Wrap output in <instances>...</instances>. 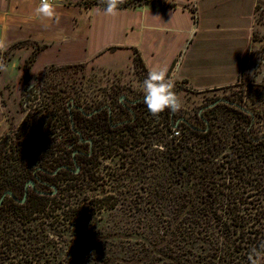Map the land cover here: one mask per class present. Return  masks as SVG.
Instances as JSON below:
<instances>
[{
    "label": "rangeland",
    "instance_id": "374dc122",
    "mask_svg": "<svg viewBox=\"0 0 264 264\" xmlns=\"http://www.w3.org/2000/svg\"><path fill=\"white\" fill-rule=\"evenodd\" d=\"M13 36L17 37V34L14 32L7 34L8 38ZM8 45L6 51L0 53V60L6 66V70H0V100L6 118L5 129L0 132V137L4 141L0 146L2 152L0 166H5L6 169L14 167L18 173L28 174L26 179L21 177V185V181L17 182V187L13 190L15 196L21 198L25 181L34 180L31 176L33 170L45 166L51 171L56 165L63 164L74 168L71 157L73 150L77 149L83 154L74 156L76 164L80 165L75 177L85 185L90 184L95 188L88 191L89 193L101 194L102 186L114 190L113 186L122 188L133 183L137 195L134 192H127V196L132 194L133 201H144L148 186H153L160 180L161 160L165 152L164 140L165 137L170 136L167 130L170 111H165L156 118L148 112L144 103L140 102L129 107L134 117L130 123L112 128L106 122L105 109V107L110 108L112 123L131 118V114L118 103V97L125 95L130 100L143 97L141 84L146 73L138 62L122 72L94 67L89 63H77L50 64L38 71H30L29 68L25 74L24 64L31 55H35L40 45L31 41H15ZM176 92L183 101V108L173 113V118L184 117L198 128L206 126L209 129L206 136L215 142L218 149L216 161L219 162L226 157L229 162L223 164L222 172L226 170L227 165H232L234 169L231 171L236 173L234 181L238 175L246 177L251 171L257 175L253 182L255 189L249 187L244 191L241 187L236 189V196L245 198L247 202L250 200L255 205L251 207L249 203L248 209H243L244 204L240 203L235 209L240 213H253L255 210L258 213L261 208V217L257 225L264 228V141L250 145L251 153L241 162L244 165L239 164L237 158L231 159L234 148L240 144H248L244 141L248 136L254 139L264 138V3L258 2L255 5L249 43L243 54L241 70L237 78L231 84L207 90H192L183 82L176 80ZM219 98L253 110L252 121L249 115L238 108L220 102L201 111L202 117L207 121L206 125L198 116V112L202 106ZM71 104L80 106L83 113L71 111ZM67 107L71 121L80 130L81 137L91 139L90 145L88 142L77 143L76 134L70 132L66 123L69 115ZM98 108L102 110L96 112L97 114L92 118L85 115ZM49 113L52 115H48ZM47 117L51 120L49 132L45 131ZM38 129L43 133L40 138L46 139L47 142L32 144V154L28 153L29 150L25 151L26 149H24L25 154L21 153L23 140L30 142L32 139L28 138L33 137ZM133 131L141 141L140 144L132 147L129 143L124 146L118 145L116 148L119 153L108 151L111 141L120 142L123 138L131 140ZM181 133L186 136L190 131L182 128ZM59 136H64L63 143L57 141ZM72 142L73 148H67L66 145ZM153 145H162L164 150L155 149ZM7 155L11 156L12 160L6 159ZM132 157L139 162V165L131 163ZM126 168H133L139 172L144 170V173L142 172L139 178H129L131 173L120 175V172H127ZM36 176L45 183L35 181L34 186L37 190L50 191V184H53L59 194L63 193V188L75 179L70 172L62 169L55 175L37 172ZM0 177L1 181L3 177L2 175ZM244 180L239 182L240 186L246 185ZM236 186L235 184L225 186L222 197L233 196ZM32 194L33 190L29 186L27 198H31ZM4 199L9 203V197ZM218 210H220L219 206ZM130 212L125 203L118 205L116 210H105L102 213L105 220H97L94 217L92 226L87 223L81 226L83 231L89 230L94 233L93 235L85 234L80 241L69 239V243L65 246L71 249L82 247L87 250H90L94 244L102 246L96 242L101 236L96 232L106 227L107 232L112 234L113 227H116V219L119 227L125 228L130 225ZM224 215H227V212ZM92 227L93 231H91ZM88 236L91 238L88 239ZM246 262L250 264V261Z\"/></svg>",
    "mask_w": 264,
    "mask_h": 264
},
{
    "label": "trees",
    "instance_id": "16d2710c",
    "mask_svg": "<svg viewBox=\"0 0 264 264\" xmlns=\"http://www.w3.org/2000/svg\"><path fill=\"white\" fill-rule=\"evenodd\" d=\"M135 1L137 0H121L119 6H127ZM157 1L164 3V0ZM91 2L104 7L103 0ZM34 57L35 55H31L24 64L25 74ZM71 111L81 113L73 105ZM48 115L51 116L52 113ZM107 118L106 122L111 127ZM130 119L133 120L134 117ZM70 120L71 117L67 115V126L75 135L70 127ZM174 121L169 116L167 130L170 136L164 140L165 152L161 160L160 180L153 186H148L144 201H133L132 194L127 196V192L137 193L133 183L122 188L113 186L114 190L102 186L101 194H91L88 191L95 188L79 181L75 177L78 172L72 173L65 169L62 170L70 172L75 179L63 188L64 192L61 194L55 186L56 192L53 195L38 194L35 188L32 197L26 198L24 203H17L11 197L5 196L9 197V203H6L4 197L0 205V264H247L250 250L264 244V228L257 225L262 209L259 207L258 213L256 210L253 213H240L235 209L239 207L238 204L242 203L243 209H248L247 204L250 203L252 207L255 203L236 196V189H255L253 182L257 175L251 171L246 177L238 175L234 181L236 173L231 171L234 169L232 165H227L222 172L227 158L216 161L218 149L215 142L206 136L209 129L204 126L199 128V133V130H193L181 123L179 126L189 129L190 133L186 136L182 133L175 136L171 130ZM45 126V131L51 127L48 117ZM74 128L78 129L75 126ZM40 135L43 133L38 129L33 137L28 138L32 139L30 142L23 140L21 153L25 154L26 149L25 151L29 150L28 153L32 154V144L47 142ZM131 136V140L123 138L120 142L111 141L109 146L106 145L108 151L119 153L116 148L118 145L129 143L132 147L141 143L134 131ZM63 139L64 136L57 137L59 143ZM75 139L77 143H81L77 134ZM244 141L248 144H240L231 155V159L237 158L239 164H243L242 160L247 159L246 156L251 153L250 145H256L264 141V138L254 139L248 136ZM3 143V138L0 137V146ZM70 144L73 148V142ZM77 151L75 155L83 154ZM6 157L12 160L11 156ZM131 161L133 164L139 163L134 157ZM56 167L57 165L54 169ZM40 169L49 171L45 166ZM126 169L127 172L119 174L131 173L129 178H139L144 173V170L139 172L133 168ZM16 170L14 167L6 169L5 166H0V176L3 177L0 181L1 194L10 190L15 196L13 190L17 187V182L27 178V172L22 174ZM33 171L31 176L36 182H39L35 179H38L37 171L47 174L42 170ZM242 179H245L244 187L239 184ZM21 183L22 181L20 185ZM234 184L237 186L233 190V196L222 197L224 187ZM122 203L131 211L130 225L121 228L116 219L112 234L107 232L106 227L99 229L96 234L101 236L96 242L102 246L94 244L90 250L65 246L69 239L80 241L85 234L93 235L89 230L83 231L81 226L85 223L90 226L94 223V217L105 220L102 213L105 210H116ZM225 212L227 215H224ZM93 230L92 227L91 231ZM90 238L91 236L88 239Z\"/></svg>",
    "mask_w": 264,
    "mask_h": 264
},
{
    "label": "crops",
    "instance_id": "0c3cea01",
    "mask_svg": "<svg viewBox=\"0 0 264 264\" xmlns=\"http://www.w3.org/2000/svg\"><path fill=\"white\" fill-rule=\"evenodd\" d=\"M52 2L59 23L36 15L40 0H0V37L40 45L30 71L89 63L122 72L138 62L147 73L151 65L167 64L187 87L207 90L237 78L255 5L264 0H137L119 6L115 16L104 15L103 6L91 0ZM9 32L17 37L8 38ZM5 125L0 100V132Z\"/></svg>",
    "mask_w": 264,
    "mask_h": 264
},
{
    "label": "clouds",
    "instance_id": "9594fccd",
    "mask_svg": "<svg viewBox=\"0 0 264 264\" xmlns=\"http://www.w3.org/2000/svg\"><path fill=\"white\" fill-rule=\"evenodd\" d=\"M104 7L102 12L106 16H115L119 11L121 0H103ZM38 17H42L49 23H59V16L56 11V5L52 0H40L35 8ZM49 25H45L48 27ZM196 28H191L187 35L191 39ZM8 41L5 37H0V53L6 51ZM0 70H6L5 64L0 60ZM179 73L170 74L167 64L151 65L142 81L141 90L143 93V103L148 112L158 118L161 113L170 111L177 113L183 108V101L176 92V80ZM178 134V133H177ZM155 149L163 151L162 145H153ZM250 264H264V244L259 247H253L248 257Z\"/></svg>",
    "mask_w": 264,
    "mask_h": 264
},
{
    "label": "water",
    "instance_id": "95a60500",
    "mask_svg": "<svg viewBox=\"0 0 264 264\" xmlns=\"http://www.w3.org/2000/svg\"><path fill=\"white\" fill-rule=\"evenodd\" d=\"M122 100H125V101H127V102H129V103H134V102H135V100H127V98H126L125 95H121V96H119V101H122ZM220 102L225 103V104H227V105L234 106L235 108L240 109L241 111H243V112H245L246 114L250 115V118H251V121H252V118H253V111H252V110L247 109V108H244V107H242L241 105L236 104V103H234V102H230V101H228V100H226V99L219 98V99L215 100L214 102H212V103H210V104H207V105H205V106H202V107L200 108L199 112H198V116H199V117H200V118L206 123V125H207V121L202 117V115H201V111H203V110H205V109H207V108H210V107H212V106H214L215 104L220 103ZM75 108H76V109H79V110L81 109L80 106H75ZM108 109H109V108H108ZM67 110H68L69 117H70L69 107H67ZM95 111H97V110H93V111H91V112H88V113H86L85 115L89 117V116H91ZM129 111H130V114L133 116V112H132L130 109H129ZM81 112L83 113V111H81ZM170 118H171V120L173 119V113H172V112H170ZM119 123H122V122H119ZM119 123H117V124H111V127H113V126H115V125H118ZM181 123L185 124L186 126H188L189 128H191V129H193V130H199V131H201V129L195 127L191 122H189V121H188L186 118H184V117H177V118L175 119L174 123L171 124V127H177V126H179V124H181ZM70 127H71V130H72L73 132H75V133L79 136V139H78L79 142H81V143H82V142H88L89 145L91 144V139H89V138H88V139H83V138L81 137V132H80V130L74 128L73 122H72L71 120H70ZM71 146H72V144H67V145H66L67 148H71ZM75 153H78V151L74 149L73 152H72V157H71V158H72V161H73L74 169H71L68 165H60V166H57V167H56L54 170H52V171H45V170L40 169V168H39V170H42L43 172H45V173H47V174H49V175H55L59 169H65V170H68V171H70V172H72V173H77V172H79L80 165H79V164H76V162H75V157H74ZM34 171H35V170H34ZM34 171H33V172H34ZM34 183H35V181H34V180H30V179L25 181L24 186H23V194H22L21 198H17L16 196H14L13 193H12V191H10V190H5V191H3L2 194L0 195V205H1V203H2V199H3L5 196H9V197H11V198H12L14 201H16L17 203H24L25 200H26V198H27L28 187L30 186L32 190H35ZM50 187H51V189H52L51 191L35 190V192L38 193V194H41V195H53V194L56 192V187H55V185H53V184H50Z\"/></svg>",
    "mask_w": 264,
    "mask_h": 264
},
{
    "label": "flooded vegetation",
    "instance_id": "af4514ba",
    "mask_svg": "<svg viewBox=\"0 0 264 264\" xmlns=\"http://www.w3.org/2000/svg\"><path fill=\"white\" fill-rule=\"evenodd\" d=\"M126 98H127V100H130L127 96H126ZM140 102H143V97H141V98H138V99H136L135 100V102L134 103H129V102H127V101H125V100H122V101H119V98H118V103L120 104V106L123 108V109H125L126 111H128L129 113H130V111H129V107L130 106H133V105H138ZM129 105H127V104ZM75 107V106H74ZM105 109H106V111H107V117L109 118H107L108 120V122H110L111 124H117V123H112L111 122V110H110V108L108 109V107H105ZM100 110H102V108H98L97 109V111H95L94 113H96V112H98V111H100ZM131 117H133L132 115H131ZM130 121H132V119H127V120H123V121H120V122H122V123H119L118 125H115V126H113L112 128H114V127H117V126H119V125H122V124H125V123H127V122H130ZM80 153H82L81 151H80ZM79 155V154H78ZM63 165H67V164H63ZM35 172V171H34ZM37 172H39V171H37ZM36 180H38L39 182H41V180L38 178H35Z\"/></svg>",
    "mask_w": 264,
    "mask_h": 264
},
{
    "label": "built area",
    "instance_id": "2783aa9c",
    "mask_svg": "<svg viewBox=\"0 0 264 264\" xmlns=\"http://www.w3.org/2000/svg\"><path fill=\"white\" fill-rule=\"evenodd\" d=\"M146 73V72H145ZM147 74V73H146ZM121 96V95H120ZM119 98V97H118ZM109 108V107H108ZM181 126L171 127L172 135H179L181 133ZM178 133V134H177Z\"/></svg>",
    "mask_w": 264,
    "mask_h": 264
}]
</instances>
